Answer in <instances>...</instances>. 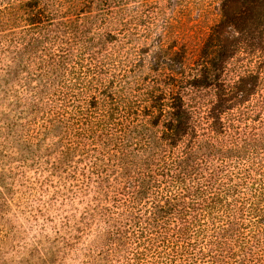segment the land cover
Wrapping results in <instances>:
<instances>
[{
  "label": "trees",
  "instance_id": "obj_1",
  "mask_svg": "<svg viewBox=\"0 0 264 264\" xmlns=\"http://www.w3.org/2000/svg\"><path fill=\"white\" fill-rule=\"evenodd\" d=\"M174 1L0 0V264H264V0Z\"/></svg>",
  "mask_w": 264,
  "mask_h": 264
},
{
  "label": "rangeland",
  "instance_id": "obj_2",
  "mask_svg": "<svg viewBox=\"0 0 264 264\" xmlns=\"http://www.w3.org/2000/svg\"><path fill=\"white\" fill-rule=\"evenodd\" d=\"M221 2L222 0H175L171 5L168 15L180 25L182 40L188 42L195 54L207 44L209 34L221 19ZM240 60L247 67L253 66L257 61L253 56H245ZM236 69L237 65L233 70Z\"/></svg>",
  "mask_w": 264,
  "mask_h": 264
}]
</instances>
